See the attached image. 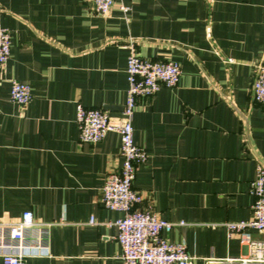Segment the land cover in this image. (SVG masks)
Masks as SVG:
<instances>
[{
  "label": "crops",
  "instance_id": "0c3cea01",
  "mask_svg": "<svg viewBox=\"0 0 264 264\" xmlns=\"http://www.w3.org/2000/svg\"><path fill=\"white\" fill-rule=\"evenodd\" d=\"M127 6L123 11L119 6ZM9 54L0 64V221L29 209L50 222L46 247L25 264H121L100 186L121 163L118 134L78 139L75 103L120 114L126 56L174 60V85L137 96L132 140L135 207L176 223L162 235L181 242L191 264L248 252L264 232L226 231L247 219L255 164H264V106L250 94L264 49V0H114L105 14L90 0H0ZM11 79L29 85L23 104ZM91 219L92 221H89ZM1 264V259H0Z\"/></svg>",
  "mask_w": 264,
  "mask_h": 264
},
{
  "label": "built area",
  "instance_id": "2783aa9c",
  "mask_svg": "<svg viewBox=\"0 0 264 264\" xmlns=\"http://www.w3.org/2000/svg\"><path fill=\"white\" fill-rule=\"evenodd\" d=\"M90 1L96 13L105 14L114 0ZM119 7L123 11L127 10L125 5ZM8 54L9 34L5 27L0 26L1 65L5 64ZM179 72L177 61L140 57L130 50L125 65V99L118 116H109L103 109L85 106L79 101L75 103L74 121L79 140L97 141L107 130L118 134L121 163L117 171L105 174L98 200L104 207L121 212L113 221L121 264H191L192 257L184 244L169 241L162 235L163 231H168L172 225L182 221L159 218L148 209L135 207L141 195L131 184L136 164L146 159L144 149L132 140L131 117L135 99L154 93L161 85H174ZM252 74L251 98L264 106V49L260 59L253 65ZM8 97L16 103H25L30 98L29 85L11 79ZM249 192L252 195L250 216L247 219L223 221L226 231L241 233L246 228H254L264 232V164L261 161L255 164ZM49 224L35 221L29 209H24L16 220L0 221L1 264H25L24 255L30 250H43ZM248 245V252L243 255L224 258L208 256L205 264H264V240L253 239Z\"/></svg>",
  "mask_w": 264,
  "mask_h": 264
}]
</instances>
